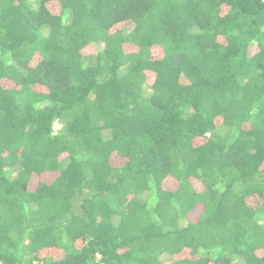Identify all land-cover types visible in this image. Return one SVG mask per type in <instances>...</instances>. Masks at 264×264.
Wrapping results in <instances>:
<instances>
[{
  "label": "trees",
  "instance_id": "obj_1",
  "mask_svg": "<svg viewBox=\"0 0 264 264\" xmlns=\"http://www.w3.org/2000/svg\"><path fill=\"white\" fill-rule=\"evenodd\" d=\"M0 264H264V0H0Z\"/></svg>",
  "mask_w": 264,
  "mask_h": 264
},
{
  "label": "rangeland",
  "instance_id": "obj_2",
  "mask_svg": "<svg viewBox=\"0 0 264 264\" xmlns=\"http://www.w3.org/2000/svg\"><path fill=\"white\" fill-rule=\"evenodd\" d=\"M58 127H59V125L57 123H54V128L57 129Z\"/></svg>",
  "mask_w": 264,
  "mask_h": 264
}]
</instances>
